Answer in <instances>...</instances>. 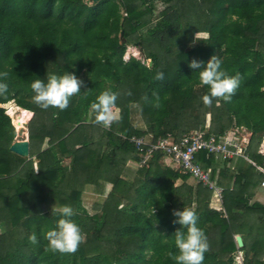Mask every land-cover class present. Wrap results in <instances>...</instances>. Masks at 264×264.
Listing matches in <instances>:
<instances>
[{"label": "trees", "instance_id": "16d2710c", "mask_svg": "<svg viewBox=\"0 0 264 264\" xmlns=\"http://www.w3.org/2000/svg\"><path fill=\"white\" fill-rule=\"evenodd\" d=\"M129 45H146L152 66L134 57L125 61ZM212 56L229 74L239 73L240 84L230 101L213 98L205 105L207 86L188 65ZM64 71L83 81L80 94L64 110L39 108L32 80ZM0 72H7L8 84L0 95V264H175L171 236L179 225L172 212L183 207L196 210L207 237L202 264H236L238 253L244 264H264V206L250 207L242 196L252 183L248 174L240 170L233 190H224L223 212L211 208L210 190L188 183L190 177L171 169L163 153L145 167L128 166L140 160L131 137L155 142L171 134L180 140L231 128L252 133L249 159L263 164L257 151L264 136V0H0ZM106 88L118 93L119 110L107 128L91 109ZM13 101L34 115L29 158L9 149L16 130L2 106ZM134 106L144 129L133 123ZM197 159L205 168L216 161L207 152ZM103 183L111 191L90 214L83 192L95 186L104 195ZM53 204L74 209L84 234L75 252L47 247L44 233L58 219ZM237 213L257 217L258 229ZM236 235H244L242 249Z\"/></svg>", "mask_w": 264, "mask_h": 264}, {"label": "clouds", "instance_id": "9594fccd", "mask_svg": "<svg viewBox=\"0 0 264 264\" xmlns=\"http://www.w3.org/2000/svg\"><path fill=\"white\" fill-rule=\"evenodd\" d=\"M188 66L198 71L199 84L207 86V93L201 98L205 105L212 104L213 98L230 101L240 84V74H229L221 67V60L217 56L210 57L206 62L193 59ZM6 76L7 72H0V95L6 94L8 90L4 79ZM162 78L163 74L157 73V79ZM82 86L83 81L74 71H64L62 74L47 73L46 79L36 77L30 83L32 100L41 109L52 107L64 110L68 107L70 98L80 94ZM117 95V92L106 88L91 103L95 121L105 128L115 119ZM51 214L58 219L55 226L44 233L47 247L54 252H75L83 241L84 234L80 225L73 219V207L70 204H54ZM172 215L175 217L173 223L179 225L171 236L177 249L176 254L172 255L175 264H202L209 245L204 230L198 224V213L192 207H183L182 210H173ZM30 239L34 241L35 237Z\"/></svg>", "mask_w": 264, "mask_h": 264}, {"label": "built area", "instance_id": "2783aa9c", "mask_svg": "<svg viewBox=\"0 0 264 264\" xmlns=\"http://www.w3.org/2000/svg\"><path fill=\"white\" fill-rule=\"evenodd\" d=\"M129 141L139 154L140 160L133 163L138 168L147 166L156 153H163L173 170L189 176L196 184L210 190L213 194L212 200L221 205L224 190L219 186L213 169L205 168L197 156L201 152H207L214 156L215 160L222 162L229 163L237 157L249 160L251 133L243 128H232L223 135L209 134L208 130H201L185 134L180 140H175L173 135L168 134L155 142L147 137H131ZM257 169L264 173V169ZM262 186L264 187V180ZM237 259L241 264L244 261L242 256Z\"/></svg>", "mask_w": 264, "mask_h": 264}, {"label": "crops", "instance_id": "0c3cea01", "mask_svg": "<svg viewBox=\"0 0 264 264\" xmlns=\"http://www.w3.org/2000/svg\"><path fill=\"white\" fill-rule=\"evenodd\" d=\"M250 145L253 146L252 133H251V143H250ZM250 145H249V148H250ZM257 153L264 158V136H263L262 142L260 143V145L258 147ZM166 163H169V161L166 162ZM68 164L64 163L63 165L67 166ZM130 164H132V162L128 163V166L130 168H132V166ZM250 165L254 166L256 169L258 167L264 169V160H263V164L261 166H258L255 162H253L250 159L249 160H245V159L240 158V157H237L236 159L232 160L229 163L216 160L215 161V165H214V167H212V169H213L214 175L216 176V178L218 180L219 186H221L223 190H225L227 188H229L230 190H233V188L235 187L236 178L238 176L240 177V170H242L244 174H248L250 179L252 180V183H251V185H250V187L248 189V192L243 193L242 196L249 201V206L250 207L253 206L256 203L264 206V187L262 186V181L264 180V177L260 181H257V179L259 178L258 174L261 173V172H259L258 169L256 170V172H255V170H249V166ZM134 170H136V169H134ZM262 174H264V173H262ZM188 183H190L193 186L198 185L191 178L189 179ZM240 183H242V181ZM178 184H181V183L179 182ZM109 188H110L109 186H107L105 188V193L107 195L110 192ZM236 190H237L238 193L242 192V189L236 188ZM93 192H94V187L93 186H86V188H85V190L83 192V195H82V200L86 196L88 197V195H92ZM223 197H224V194H223ZM212 198H213V194L211 196V204H210L211 208H213L215 210H218V211L225 212L224 209H223V203L220 205L215 200H212ZM242 207H244V206H242ZM242 213H237L236 214L237 218L241 219L242 216H243ZM243 218L247 219L248 221H250L252 226H253V228L256 229V230L258 229V225L261 223V221L256 219L257 217H251V218L248 217L247 218V215H246L245 217L243 216ZM263 222H264V220H263ZM1 228H2V226H0V233H1ZM253 235H254V237H256V236H258V238L260 237V234H258L257 231H255V233H253ZM237 236H241L243 238L244 235H236L235 239H236ZM251 238H253V237H251ZM248 240L250 241L252 239H248ZM242 255H243L242 253H239V256H242Z\"/></svg>", "mask_w": 264, "mask_h": 264}, {"label": "rangeland", "instance_id": "374dc122", "mask_svg": "<svg viewBox=\"0 0 264 264\" xmlns=\"http://www.w3.org/2000/svg\"><path fill=\"white\" fill-rule=\"evenodd\" d=\"M89 2V4H92V2L90 0H86ZM157 12L161 11L163 9V6L161 3H157ZM146 31V30H145ZM121 39L123 40V37L122 35H120ZM197 38H203V37H207L206 34H198L196 35ZM123 42L125 43L126 40L124 39ZM196 44L194 43L193 45H190V47H188L189 49L194 47ZM133 51H136L137 52V55L134 54ZM149 52V50L147 49V46L146 45H143L141 47H136V46H132V45H129L127 46V49H126V52H125V56H124V60L125 61H129L130 58L134 57L136 58L137 60H140L142 63H144L146 66H149L150 67V63H151V60L150 59H147L146 58V55L147 53ZM9 104H15V102H10ZM7 105V104H6ZM6 105H3L2 107L6 110V114L10 117V115L8 114V107ZM115 111V119L118 117V113H119V110L118 109H114ZM133 117H132V120H133V123L136 125V127L138 128H145V124H144V118L142 117V115L140 114V112L138 111L137 109V106H134L133 107ZM11 118V117H10ZM12 121V119H11ZM13 123V122H12ZM210 125V117L207 118V124H206V127H208ZM14 126V125H13ZM15 127V126H14ZM29 125L27 126V128L25 129V135L23 136V139L27 138V133H28V138H29ZM16 130V128H15ZM17 131V130H16ZM65 164H70V160H66L64 162ZM131 163V162H130ZM132 166L133 169H138V167L135 165V164H130ZM168 165H170L168 163ZM104 187L106 188L107 186H109V191H111V185L110 184H107V183H103ZM94 187V192L92 195H88V197L86 196L82 201H83V205L84 207L87 209V211L90 213V214H94L96 209L95 207H97L98 205L102 204L103 203V200L107 197V194L104 192V195H101L97 192L95 186ZM105 188H104V191H105ZM56 205V204H55ZM54 206V204L52 205ZM51 206V207H52ZM259 226V225H258ZM3 228H1V232H3ZM236 256L238 257L239 256V253L236 254ZM236 257V264H241L238 262V259ZM241 262V261H240ZM242 264H244V262H242Z\"/></svg>", "mask_w": 264, "mask_h": 264}, {"label": "water", "instance_id": "95a60500", "mask_svg": "<svg viewBox=\"0 0 264 264\" xmlns=\"http://www.w3.org/2000/svg\"><path fill=\"white\" fill-rule=\"evenodd\" d=\"M90 1L92 3H97L99 0H90ZM121 35L123 37L124 32H121ZM150 66H152V61L150 63ZM18 108L21 109L20 107H18ZM24 111H26V110H24ZM33 116L34 115L32 113L30 120L26 124V128L29 125V123L31 122ZM26 128H23V129L16 131V138L9 148L12 153H14L20 157H23V158H29V156H30V143H29L28 133H27V138L23 139V136L25 133L24 129H26ZM236 242H237V246L239 249H242L244 247V241H243V238L241 236L236 237Z\"/></svg>", "mask_w": 264, "mask_h": 264}, {"label": "bare ground", "instance_id": "6f19581e", "mask_svg": "<svg viewBox=\"0 0 264 264\" xmlns=\"http://www.w3.org/2000/svg\"><path fill=\"white\" fill-rule=\"evenodd\" d=\"M133 52L135 55H137L136 51ZM6 106L8 107V114L10 115L13 122L12 124L15 126L16 130L26 128V124L30 120L32 112L19 109L14 104H7Z\"/></svg>", "mask_w": 264, "mask_h": 264}]
</instances>
